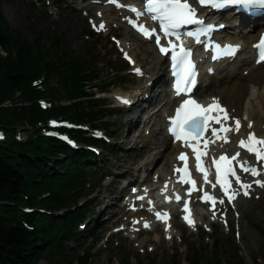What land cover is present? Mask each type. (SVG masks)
<instances>
[{
  "label": "trees",
  "instance_id": "trees-1",
  "mask_svg": "<svg viewBox=\"0 0 264 264\" xmlns=\"http://www.w3.org/2000/svg\"><path fill=\"white\" fill-rule=\"evenodd\" d=\"M43 39L50 40L49 47ZM62 40L63 36L57 38L40 30L29 41L10 28L0 10V48L5 53L0 55V126L9 134V140L0 145V264H31L45 256L46 242L37 243L34 235H27L16 223L20 214L18 205L36 203L35 197L44 193H50L41 203L48 209L70 208L73 203L65 197V190L67 183L74 182L75 174L80 172V161L85 155L38 137L36 122L61 114H70L80 122L91 118L75 104L54 106L52 111L42 112L35 99L43 95L30 88L31 80L45 72L58 78L57 85L47 91L55 100H72L83 94L81 86L90 80L89 76H81L87 65L60 51ZM19 126L30 129L24 143H17L12 137ZM23 196H28L29 201H24ZM49 221L54 225V220ZM75 222L71 212L65 214L62 221L65 239L74 231ZM51 233L56 240L58 232L54 227ZM53 262L58 264L56 260ZM63 262L67 264L66 259ZM79 264L84 263L79 261Z\"/></svg>",
  "mask_w": 264,
  "mask_h": 264
},
{
  "label": "snow or ice",
  "instance_id": "snow-or-ice-1",
  "mask_svg": "<svg viewBox=\"0 0 264 264\" xmlns=\"http://www.w3.org/2000/svg\"><path fill=\"white\" fill-rule=\"evenodd\" d=\"M109 2H115V0H109ZM198 3L201 5L211 4L215 7L236 5L245 10L264 9V0H198ZM144 10L151 16L152 20L158 21L159 29L165 34H169L171 31L179 29L182 25L203 23L197 19L196 10L192 6L190 0H145ZM131 11L136 13L138 17L141 15L140 11L136 8H132ZM103 26V23H101L100 27L103 28ZM136 26L137 25H134V27ZM139 30L145 36L150 34L149 30L143 26H139ZM188 35L192 36L193 34L188 33ZM156 43L157 45H160L159 39L156 40ZM217 47H219V45H217ZM226 47L238 50L239 46L228 45ZM254 47L259 49V61H264V35L260 37L259 44L254 45ZM159 51L161 53H166L168 49L161 46L159 47ZM190 57L191 53L185 52L183 47H181L180 53H176L175 51L172 52V60L175 62L174 66H178L180 69V71L174 74L176 76L174 88L177 95H180L181 93L185 95L191 93L193 86L197 82L195 65ZM213 58L215 59L216 57L214 56ZM136 71L137 73L140 72L139 69H136ZM122 102L128 103L126 100ZM213 112H216L217 114L214 116L212 115ZM232 119L234 118L228 114L227 109L222 107L216 98H213V103L211 105L205 107L194 98L189 97L183 99L175 109V116L169 117L171 126L168 131L176 140H183L186 143L193 140L199 142L200 138L204 137L205 132L209 129H211V135L219 139L220 137L217 136L218 132H227L231 130V125L227 122ZM210 121L219 124L220 128L213 127ZM234 122L236 130L238 131L241 126L240 120L235 119ZM248 127H252L251 122H249ZM207 142L208 140L205 138V143ZM225 142H227V140H225ZM188 146L192 147L193 152L196 153V159L199 162L202 153L198 151L196 145L188 143ZM239 146L247 149L249 153H254L257 161H264V139L257 138L255 133L249 132L246 139H240ZM239 155L240 154L237 153L231 158L222 155L220 157V162L214 161L216 165V183H218L223 189L224 194L228 196L229 201L234 199L235 195L234 192L230 193L229 191L232 187L229 176L235 177L236 183L240 184L245 196L250 195L249 189L252 187L251 184L243 183L233 170L232 161L236 160ZM180 159H184L183 154H181ZM240 167L244 172H250L253 176H258L260 174L255 167H245L243 164H241ZM176 170L180 171V169ZM201 171L204 170L201 169ZM185 174L187 175L186 170ZM205 177H207L206 172ZM187 182L191 183L190 180ZM254 183L258 187L264 188V180L256 179ZM177 199H179V197H177ZM204 199L211 200L213 205L216 203V201L207 194H205ZM223 202V200L220 201V203ZM187 207V204H185V210H187ZM157 216L159 218V213H157ZM166 218L167 217H164V219ZM213 218H215V216ZM184 219L189 224L193 223L188 216H185Z\"/></svg>",
  "mask_w": 264,
  "mask_h": 264
},
{
  "label": "rangeland",
  "instance_id": "rangeland-1",
  "mask_svg": "<svg viewBox=\"0 0 264 264\" xmlns=\"http://www.w3.org/2000/svg\"><path fill=\"white\" fill-rule=\"evenodd\" d=\"M2 11L4 13V15L6 16L9 24L21 31L23 33L24 36H26L27 38H32L33 34H34V30L29 28L28 26H26V14H27V5L22 2L21 0H10V1H4L2 3ZM68 14V13H67ZM67 14H64L63 11L61 12L60 10L57 12L55 19L58 17L59 21L57 24H55L53 22V20H48L46 22H41L38 19V14L35 16L36 18V24L40 29H45L47 26L50 27V29L52 31L55 32H64L66 34V49L71 51L74 56H82L83 54L86 53L87 47L84 46V41L82 39V29H84L83 26V22L81 21L80 18H78L77 16H68ZM143 55H139V59L141 61H145ZM102 58L97 56V60L100 61ZM142 62V63H143ZM146 67L150 66L149 64H146ZM99 66V71L101 72V78L103 80H105L106 78H108V72H107V66L106 65H102L101 63L97 64ZM52 81L51 83L54 84L56 82V80L54 78H51ZM248 94L245 97V101H244V106L248 104V101L250 98L254 97V94H256V92H258L259 90L257 88H253L251 86V84H248ZM261 93L263 94V91L260 90ZM216 95V94H213ZM127 119V114H124V120L125 121ZM135 120V118H134ZM120 118L118 116L113 117L112 118V125L113 128H118L121 127V123L120 122ZM130 124H128V126H130ZM23 133H22V137H25V133L27 134V129L24 128L23 129ZM126 134H123L122 140L121 136L118 135L116 137L117 139V144H118V148L121 149L123 147V144H121V141L124 142L126 141ZM145 139L143 138H139V140L137 139V143L133 146V147H129V149L125 152H121L118 154L117 158L115 160H113L110 156L107 157V161L110 165V168L113 170L115 166L121 165L125 168H127L129 166L130 161H133L136 159V157L139 154V150H141L142 145L144 144ZM148 142V141H147ZM127 149V148H126ZM135 153H132V152ZM144 157H142L143 159ZM104 160V159H103ZM142 161V160H141ZM260 204H262V208L253 211V213L251 214V216H248L247 219H249L251 221V223L253 224V229L250 228V236L251 239H253V247L255 249L258 248V233H257V229L260 228V225L262 224L263 220H264V202H260ZM245 221V220H244ZM217 239L221 242L220 245V251L221 254H229L234 250L235 244L232 240V238L230 237L229 240L226 239V237L224 235H219L217 236ZM135 252L134 250H130V254L129 255H133ZM187 254V253H186ZM119 255H121L122 257H125L123 255V251L119 250V252H117L116 250H113V252H109V253H102L99 256H102V263L101 264H116L115 263V258L119 259ZM97 255H93L92 257V261L91 264H97V257H99ZM113 256H116L115 258H113ZM171 257L170 255H168L167 251H164L163 253L161 251H158L156 253H154L152 256H146L144 258V260L142 261H147L150 263H155V264H169L170 263ZM174 261V260H172ZM41 264H46L45 262H42ZM100 264V263H99Z\"/></svg>",
  "mask_w": 264,
  "mask_h": 264
},
{
  "label": "bare ground",
  "instance_id": "bare-ground-1",
  "mask_svg": "<svg viewBox=\"0 0 264 264\" xmlns=\"http://www.w3.org/2000/svg\"><path fill=\"white\" fill-rule=\"evenodd\" d=\"M256 35L257 34H255L254 32H248L246 34L237 35L235 37H227V39H231L233 42H242L244 47L247 48V45L251 44V42L255 40ZM137 60L141 61L139 58H137ZM145 60L147 64L157 66V70L160 72L158 75H156L157 82L158 84H160V87L157 88H160L161 92L159 94V98L161 101H165L164 106H166L170 100L166 99L167 95H165L163 91L166 88L163 80V62L160 58L157 57H155V59L152 57L150 59L149 57H146ZM244 65H247V63H244ZM241 72L242 71H240V74ZM214 78L210 79L211 82L214 81ZM236 78V81L231 84H227L226 82L218 85L213 84L210 88H208L209 90L206 89L202 93L209 91L211 94H216L215 96L223 98L225 100L224 105L234 110L236 115L238 116L242 115V112H244V115H247L248 118L254 120L255 129L260 130L261 125L264 124V67H251L249 74L245 78H239L238 75L236 76ZM247 84H251L253 88H257L259 91L256 92V94H254V97L249 99L248 104L243 107L244 99L248 94ZM260 90L263 91V94ZM152 116L156 117L157 112H154ZM262 133L264 134V132ZM160 135L162 137L160 147H164L168 144L166 141L167 139L163 137L162 133ZM143 147V151H145L146 146L144 145ZM155 156L157 157L158 155ZM142 167H144V165ZM252 203L253 204L249 205H245V203L239 204V212L241 213V218L248 215V209H253L257 206L254 201ZM239 223L242 230L244 228V225L242 224L241 220L239 221ZM100 260H102V257H100Z\"/></svg>",
  "mask_w": 264,
  "mask_h": 264
}]
</instances>
